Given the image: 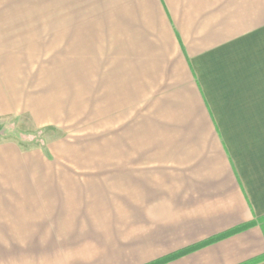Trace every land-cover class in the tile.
<instances>
[{"label":"crops","instance_id":"crops-1","mask_svg":"<svg viewBox=\"0 0 264 264\" xmlns=\"http://www.w3.org/2000/svg\"><path fill=\"white\" fill-rule=\"evenodd\" d=\"M71 75L111 134L59 183L0 141V264H148L252 221L161 264H264V0H0V119L45 124L26 93Z\"/></svg>","mask_w":264,"mask_h":264},{"label":"rangeland","instance_id":"rangeland-1","mask_svg":"<svg viewBox=\"0 0 264 264\" xmlns=\"http://www.w3.org/2000/svg\"><path fill=\"white\" fill-rule=\"evenodd\" d=\"M72 67L84 72V68L112 67V61H82ZM51 83L50 91L26 93L41 109L35 117L46 123L33 126L25 123L22 116L0 119V141H12L26 151L35 150L42 167H50L37 172L33 169L37 161L30 159L26 161V178L47 175L57 183L84 180V165L98 163V142L107 143L113 125L103 123L104 108L84 107V75L51 77Z\"/></svg>","mask_w":264,"mask_h":264},{"label":"trees","instance_id":"trees-1","mask_svg":"<svg viewBox=\"0 0 264 264\" xmlns=\"http://www.w3.org/2000/svg\"><path fill=\"white\" fill-rule=\"evenodd\" d=\"M261 220H262V219H261ZM254 222H255V221H252V222L247 223V224H244V225H240V226H238V227L233 228V229L230 230V231H227V232L224 233V234H221V235H218V236L213 237V238H211V239H208L207 241H204V242H202V243H200V244H198V245H196V246L190 247V248H188V249L181 250V251L176 252V253H174V254H172V255L166 256V257H164V258L158 259V260L153 261V262H150V263H148V264H161V263H164V262H166V261H168V260H170V259H172V258H174V257H177V256H179V255H182V254H184V253H186V252H188V251H190V250H192V249L198 248V247H200V246H203V245H205V244H208L209 242H213V241H215V240H217V239L223 238V237L228 236V235H230V234H232V233H235V232H237V231L243 230L244 228H246L247 226L253 224Z\"/></svg>","mask_w":264,"mask_h":264}]
</instances>
